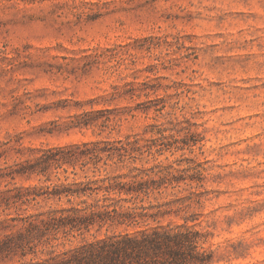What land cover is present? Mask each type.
<instances>
[{"label": "clouds", "instance_id": "clouds-1", "mask_svg": "<svg viewBox=\"0 0 264 264\" xmlns=\"http://www.w3.org/2000/svg\"><path fill=\"white\" fill-rule=\"evenodd\" d=\"M0 264H264V0H0Z\"/></svg>", "mask_w": 264, "mask_h": 264}]
</instances>
